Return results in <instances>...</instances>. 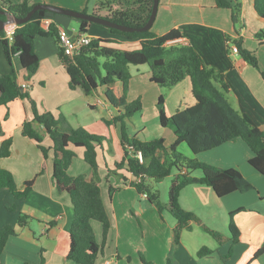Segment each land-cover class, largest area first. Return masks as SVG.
Returning a JSON list of instances; mask_svg holds the SVG:
<instances>
[{"label": "crops", "instance_id": "0c3cea01", "mask_svg": "<svg viewBox=\"0 0 264 264\" xmlns=\"http://www.w3.org/2000/svg\"><path fill=\"white\" fill-rule=\"evenodd\" d=\"M12 1L21 3L23 0ZM29 1L34 5L51 4L81 12L87 10V13L92 14L99 0L94 3L92 0ZM239 1L242 2L241 24H235L232 9L217 6V0H160L151 30L157 35L173 29L180 30L182 37L170 41L168 46L192 45L203 57L206 67L223 71L230 86L226 97L231 105L250 124L264 130V76L261 73L264 72V59L256 54L254 44H248V40L253 39L259 45H264V40L260 42L255 37L262 30L259 21H264V18L256 14L254 0ZM116 6L128 5L124 1ZM247 14L252 15L249 18L254 30L252 33L246 24ZM46 17L55 22L59 29L65 28L72 36L78 35L80 19L72 20L70 16L57 13H49ZM95 24L91 25L87 33L91 37L114 40L111 44L121 49L141 47L140 39H128L112 32L107 26ZM237 38H243V46L256 54L260 70L245 62L239 53L232 52V46L236 45L234 39ZM35 44L40 59L39 68L30 78L27 70L19 69V83H27L28 86L23 90L30 94L39 111H50L55 116L62 113L73 128L84 127L107 136L112 142L104 144L98 152L100 185L111 228L104 252L95 264H144V259L155 264H167L169 256L177 264H264V175L250 165L252 153L245 141L238 138L197 154L186 143L179 145V151L188 157H196L222 168L239 169L255 189L235 191L219 197L209 186H186L181 191V206L194 212L203 224L216 231L230 233L231 213L242 208L233 216L239 238L233 241L226 234V239L219 242L204 231L201 224L193 223L192 228L183 230L180 242L174 244L175 217L167 210L160 212L147 197L139 195L135 187L128 185L134 177L126 167L116 168V163L126 154L125 147L121 141L120 127L107 124V121L114 118L117 110L106 100L102 89L86 95L79 88H70L69 75L59 58V45L55 38L38 36ZM132 67L128 99L141 97L143 109L138 113L144 117L146 110L151 107L153 110L149 114L154 120L159 116V97L165 96L163 87L151 82L149 66H135V71ZM10 71L11 64L0 40V74ZM138 76L144 79L140 87H137ZM30 98H18L8 105H0L3 131L0 146L7 138L13 141L11 154L0 157V168L12 172L18 189H23L26 181H33L31 193L22 198H16L8 188L0 189V227L13 225L16 228V233L9 237L5 246L2 264H77L66 259L70 250L74 209L70 195L66 191L59 192L53 182V149L45 157L36 141L22 134L24 122L34 117ZM165 103L168 105V115L174 114V110L195 104L191 79L186 78L169 88ZM35 126L44 134L43 145L52 147L53 141L43 132V127L38 124ZM149 134L142 139L163 137L167 146L176 139L169 127L161 126L158 134ZM128 150L131 151L130 148ZM75 151L77 157L69 172L74 176H90L92 169L83 158L84 149L75 148ZM113 169L117 171H111L107 176V171ZM176 173L177 170L169 176L170 185ZM193 175L199 177L202 174L193 172ZM124 177L128 178V184L124 183ZM151 184L155 188L156 183ZM110 185L116 189L112 195ZM20 212L31 216L25 226L17 224ZM93 227L97 240L102 242L101 223L93 221ZM203 247L210 248L211 253L200 256L198 252Z\"/></svg>", "mask_w": 264, "mask_h": 264}, {"label": "trees", "instance_id": "16d2710c", "mask_svg": "<svg viewBox=\"0 0 264 264\" xmlns=\"http://www.w3.org/2000/svg\"><path fill=\"white\" fill-rule=\"evenodd\" d=\"M127 7L119 0H99L92 14L107 18L113 22L141 27L147 23L152 12L154 0H125ZM29 0L15 3L12 0H0V20L6 21L10 15L18 18L25 17L33 8ZM217 6L231 8L235 24H241L242 2L239 0H217ZM254 10L259 17L264 18V0H254ZM87 13V10L84 11ZM47 10H37L29 22L18 25L12 40L5 37L4 29L0 30V40L7 60L11 64V71L0 74V105H8L18 98H30V94L23 90L19 83V69L27 70L28 77H32L39 68L40 59L36 53L35 39L38 36L53 37L59 45V58L69 75L71 89H80L90 95L99 89L103 90L106 100L117 110L116 115L108 124L115 123L120 127L121 141L125 147L124 158L116 163V168L126 167L134 177L127 183L135 187L139 195L147 194L149 201L160 212L169 211L177 220L174 227V244L179 243L183 230L192 228L193 223L201 224L204 231L219 242L226 238L203 224L201 219L180 204L181 191L190 184H203L211 187L217 196L223 197L229 193L247 192L255 186L237 168H222L201 161L196 157H188L179 151L178 147L186 143L194 153L216 148L228 141L241 138L248 145L252 156L250 165L264 175V130L250 124L229 102L226 93L230 86L225 74L221 70L208 68L201 54L192 45L168 46L170 41L182 37L178 29L166 34L157 35L151 29L147 31H121L109 29L127 37L140 39L141 47L126 50L114 47V40L93 37L90 44L73 56L67 55L59 42V26L52 22L48 29L42 27V20ZM93 22L80 19L78 35L88 33ZM255 37L262 42L264 30H260ZM239 54L245 62L260 70L256 54L243 46V38L234 39ZM132 65H148L151 71V82L162 87L171 88L186 78L192 82V93L196 103L174 114L168 115L165 110V97H159L157 106L159 121L163 127H171L176 139L167 146L163 137L142 139L137 135L131 136L127 130L126 121L143 109L141 97L128 99L129 85L132 79L130 67ZM264 76V72H262ZM31 99L34 117L25 121L22 134L34 139L45 157L53 149V182L59 192L70 195L74 209V217L70 230V250L67 260L77 264H95L103 254L105 242L111 228V219L107 212L100 185V166L98 162L99 149L103 147L105 136L92 133L84 127L73 128L64 114L55 116L52 112H40L36 102ZM35 124L43 127L53 141L48 148L43 145L44 134ZM0 135L3 131L0 124ZM12 138L3 140L0 146V157L11 154ZM75 148H83V158L91 167V175H72L69 168L77 157ZM130 148L131 151L128 150ZM142 152L144 162H140L137 153ZM177 173L169 188V199L163 202L160 192L151 182H161L163 179ZM200 170L201 176H194L193 172ZM117 171L115 169L109 170ZM107 175V176H108ZM140 178V179H139ZM33 181H26L23 189H18L15 177L11 171L0 168V189L8 188L16 198L28 196L32 191ZM110 193L116 190L109 186ZM238 209L231 213V239L237 241L239 230L233 221ZM31 216L20 212L17 224L25 226ZM93 221L102 225V242L96 237ZM16 233L13 225L0 227V264L2 255L11 235ZM211 253V249L203 247L200 256ZM144 264H155L143 260ZM29 264V263H23ZM167 264H177L169 256Z\"/></svg>", "mask_w": 264, "mask_h": 264}, {"label": "rangeland", "instance_id": "374dc122", "mask_svg": "<svg viewBox=\"0 0 264 264\" xmlns=\"http://www.w3.org/2000/svg\"><path fill=\"white\" fill-rule=\"evenodd\" d=\"M96 0H92V3H94ZM125 0H119L120 3L124 2ZM126 2V1H125ZM118 4V3H116ZM252 15H248L247 14V17H246V24L248 26V30L250 31V33H252L253 28H252V23H251V20H249V18L251 17ZM72 20H76V18L74 17H71ZM259 22H261L262 24V30H264V21L263 20H260ZM95 26H101V25H97L95 24ZM252 35V34H251ZM248 44L249 45H253L255 46V48H257V52L256 54L260 55L263 59H264V45H259L256 41H254L253 39H249L248 40ZM259 57V56H258ZM262 67H264V61L262 62ZM133 67V71H135V65H132ZM146 66V65H145ZM148 66V65H147ZM144 79H142V77L138 76L137 77V84L138 86L137 87H140L142 85L141 81H143ZM168 87H163V92L165 94L164 97L167 96V93H168ZM165 106V110L166 112L169 113L168 111V105L167 103L164 104ZM153 108H148L146 110V115L144 117H142L140 115V113H136L132 118L128 119L126 121L127 123V130H128V133L131 134L132 136L133 135H137L138 137L140 138H144V137H148L147 135H150L149 133H154V134H158L160 132V121H159V116H157L156 119L154 120H151V114H149L150 111H152ZM174 111H177V110H174ZM158 114H159V111H158ZM145 121H146V124H145ZM108 124V123H107ZM111 124H115V123H111ZM118 125V124H117ZM147 125V126H146ZM119 126V125H118ZM170 130H172L171 127H169ZM120 129V128H119ZM93 133V132H92ZM96 134V133H95ZM98 135H101V134H98ZM103 136V135H101ZM107 137V136H106ZM110 144L112 142H110L109 139H106V141H104V144ZM103 144V145H104ZM101 149V148H100ZM84 162V161H83ZM125 170V169H123ZM176 171V170H175ZM194 172H197L199 174H202V172L200 170H195ZM108 171H107V174L108 175ZM169 187H170V177H167L165 179H163L160 183H156L155 184V188L158 189L159 191H161V196L162 198L161 199H164L165 201H168L169 199ZM163 201V200H162ZM12 213V212H11ZM223 236H225L226 234L228 236L231 237V234L230 233H223V232H220ZM207 236L209 238H213L211 237L210 235L207 234ZM229 237V238H230ZM218 241V240H217ZM232 253V252H231Z\"/></svg>", "mask_w": 264, "mask_h": 264}, {"label": "water", "instance_id": "95a60500", "mask_svg": "<svg viewBox=\"0 0 264 264\" xmlns=\"http://www.w3.org/2000/svg\"><path fill=\"white\" fill-rule=\"evenodd\" d=\"M159 1L160 0H154V4H153V8H152V12H151V15L149 17V20L147 21L146 24H144L141 27H132V26L119 24V23L113 22L107 18L97 16V15H94L91 13H85V12H81V11H77V10L62 8L60 6H55V5H51V4H35L33 6V8L28 12V14L23 18H18V17H15L13 15H10V18L7 19L6 21L0 20V30L4 29L5 26L9 22H13L17 25L25 24V23L30 21V19H31V17L35 11L47 10V11L57 13V14H62V15H66V16H70V17H74V18H78V19L89 20L93 23H97V24L107 26L110 28H116V29L121 30V31H127V32L147 31V30H150L152 28L153 23L156 19Z\"/></svg>", "mask_w": 264, "mask_h": 264}, {"label": "built area", "instance_id": "2783aa9c", "mask_svg": "<svg viewBox=\"0 0 264 264\" xmlns=\"http://www.w3.org/2000/svg\"><path fill=\"white\" fill-rule=\"evenodd\" d=\"M9 18L10 16L8 17V19ZM51 23L52 22L47 17H45L42 20V27L45 29H48ZM17 27H18L17 24L13 22H9L4 28L5 37L12 40ZM92 38L93 37H91L90 35L86 33H83L77 36H72L69 33V31L65 28H61L59 31L60 46L64 49L65 54L70 55V56L78 54L82 48H84L85 46L91 43ZM232 52L235 54L239 53L237 45L232 46ZM20 85L22 86V88H26L28 86L26 82H22ZM137 157L139 158L140 162H144V157H143L142 152H138ZM143 196L147 197V194L145 193L143 194Z\"/></svg>", "mask_w": 264, "mask_h": 264}]
</instances>
